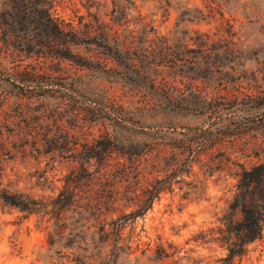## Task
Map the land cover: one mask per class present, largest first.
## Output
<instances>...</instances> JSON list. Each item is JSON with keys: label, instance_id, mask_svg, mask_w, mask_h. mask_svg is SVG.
Wrapping results in <instances>:
<instances>
[{"label": "rangeland", "instance_id": "374dc122", "mask_svg": "<svg viewBox=\"0 0 264 264\" xmlns=\"http://www.w3.org/2000/svg\"><path fill=\"white\" fill-rule=\"evenodd\" d=\"M132 1L126 12L132 29H139L136 22L141 18L143 24L171 37L181 12L197 9L207 18L198 24L181 23L179 31L224 34L229 24L240 44L257 50L260 59L247 61L235 74V87L218 86L214 81L190 82L209 99L227 102L224 109L229 110L212 118L158 112L147 94L91 78L76 82L78 94L59 97L52 86L45 92L22 84L12 86L3 81L6 71H1L0 192L49 198L62 188L65 176L79 169L70 153L49 151L47 136H56L63 144L72 138L80 144L98 142L101 148L109 146L105 137L112 136L111 141L115 139L114 145L127 156L114 151L107 164L92 161L89 172L106 174L94 189L101 190L105 222L121 226L118 246L125 249L115 264H224L226 252L216 244L196 241L195 235L218 225L241 169L264 161V108L247 113L250 104L241 100L244 94L264 99V0ZM111 2L59 0L56 8L75 29L92 16L109 28ZM3 61L0 58V70H4ZM14 64L30 69L35 62L23 56ZM56 70L55 76L64 78L91 74L68 62ZM110 100L122 109L125 128L105 115L113 107ZM75 113L86 121L75 119ZM29 130L37 137L33 142L27 136ZM154 187L161 192L150 208L140 212L134 198ZM159 247L169 258L155 259ZM72 252L50 247L48 229L36 216L28 217L0 202V264H73L69 261ZM233 264H264V228L262 238L248 245Z\"/></svg>", "mask_w": 264, "mask_h": 264}, {"label": "trees", "instance_id": "16d2710c", "mask_svg": "<svg viewBox=\"0 0 264 264\" xmlns=\"http://www.w3.org/2000/svg\"><path fill=\"white\" fill-rule=\"evenodd\" d=\"M58 3L59 0H0V58L4 60L0 75H3L1 71H6L3 72L4 82L44 92L49 91L48 87H56L55 91L62 97L78 94L76 82L91 78L147 94L158 112L212 118L229 110L224 109L227 102L209 99L190 82L205 80L214 81L218 86L235 87V74L247 61L260 59L257 50L238 42L229 24L224 34L210 35L185 28L179 31L181 23L198 24L207 18L197 9L181 12L175 31L169 37L143 24L141 18L136 22L140 25L138 30L130 28L126 12L129 6L132 7V0H112V25L109 28L92 16L82 28L75 29L57 12ZM23 56L34 60L35 65L30 69L15 65V59ZM106 61L114 66L109 67ZM64 62L91 74L74 78L55 76L56 68ZM177 83L183 87H177ZM237 100L236 97L233 102ZM241 100L250 104L245 110L247 113L253 114L264 108L261 97L244 94ZM110 102L113 107L105 115L113 124L125 128L122 109L115 108L114 101ZM73 117L86 121L78 113ZM32 131L29 130L27 136L33 142L37 137ZM52 137L47 136L49 151L70 153L80 164L79 169L64 177L62 188L55 196L36 198L19 191H2L0 202L28 217L36 216L38 223L48 229L50 247L73 251V258L69 257L71 263L115 264L119 252L125 249L118 246L121 226L105 222L107 216L100 198L101 190L94 189L96 181L100 182L106 174L89 170L92 161L107 164L114 151L123 156L127 154L114 145L112 136L105 137L109 146L102 148L97 146L98 142L80 144L77 138H72L63 144L55 140L56 136ZM96 175L99 177L95 178ZM8 185L11 188L12 182ZM160 192L161 188L157 187L146 190L141 198H134L133 204L144 212ZM217 221L216 227L199 232L195 240L218 245L226 252L222 259L224 264H233L235 258L245 254L248 245L262 238L264 161L241 169L232 198ZM111 225L112 228H107ZM155 253L157 260L169 258L161 247Z\"/></svg>", "mask_w": 264, "mask_h": 264}]
</instances>
